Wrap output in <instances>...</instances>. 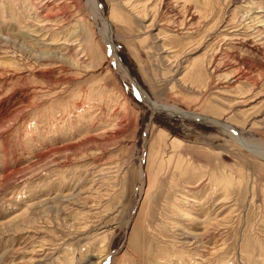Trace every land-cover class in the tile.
I'll return each instance as SVG.
<instances>
[{
    "label": "rangeland",
    "instance_id": "obj_1",
    "mask_svg": "<svg viewBox=\"0 0 264 264\" xmlns=\"http://www.w3.org/2000/svg\"><path fill=\"white\" fill-rule=\"evenodd\" d=\"M60 1L0 0V264H264V159L225 128L264 151V0H166L183 31L149 27L161 0H100L152 100L221 125L152 109L86 0Z\"/></svg>",
    "mask_w": 264,
    "mask_h": 264
},
{
    "label": "bare ground",
    "instance_id": "obj_2",
    "mask_svg": "<svg viewBox=\"0 0 264 264\" xmlns=\"http://www.w3.org/2000/svg\"><path fill=\"white\" fill-rule=\"evenodd\" d=\"M62 1V0H61ZM60 1V2H61ZM135 1H137V0H135ZM169 1H171V0H169ZM245 1V0H244ZM49 2V1H48ZM59 2V3H60ZM63 2V1H62ZM61 2V3H62ZM138 2V1H137ZM152 2H153V0H152ZM64 3V2H63ZM165 3H166V0H161L160 2H159V4H158V14L157 15H155L153 18H151V21H150V24H149V27H154L155 28V26H156V24H160L161 25V27H170V29L171 30H173V31H179V30H181L182 29V31H183V29H191V27H192V24H193V19H194V16H195V13L194 12H192L191 11V9H187L186 8V11H185V14H184V16H182V17H179V16H177L176 14H171V12L168 14L167 13V11L169 10H167V8L165 7ZM196 3L197 4H199V0H196ZM254 3V2H253ZM44 4V3H43ZM79 4V3H78ZM151 4V3H150ZM179 4H181V3H179ZM85 5H86V8H87V11H88V14H89V16L92 18V20H93V23L94 24H96L97 26H98V32H99V34H100V39H99V42H101L103 45H105V47L108 49V53H109V55L111 56V58H112V60H114V62L117 64V66H119V67H121V68H123L124 69V72H125V74L128 76V77H130L131 78V76H130V72L128 71V69H127V67L123 64V62L121 61V59L119 58V56L117 55V53H116V51H115V49H114V47H113V33H114V30H113V27H112V24L110 23V21H109V19H108V17H106V15H105V10H104V8H103V5H102V3L100 2V0H86V2H85ZM130 5H132V11L133 12H136V14L138 15H141L140 13L141 12H143V14H142V18H144V20L143 21H147V20H149V14L147 13L148 12V6H144L142 9H140V7L139 6H137L136 4H135V2L133 3V2H131V4ZM129 5V6H130ZM56 6V5H55ZM80 6V5H79ZM58 7V6H57ZM173 7V6H172ZM195 7L196 8H199V5L197 6V5H195ZM51 8V7H50ZM58 8H60V6L58 7ZM58 8H55V9H58ZM61 9V8H60ZM179 9V8H178ZM264 9V8H263ZM49 10V9H48ZM172 10V9H171ZM170 10V11H171ZM262 10V9H261ZM51 11V10H50ZM65 11V10H64ZM113 11V10H112ZM115 11V10H114ZM175 11V10H174ZM177 11V10H176ZM250 11H251V9H250ZM263 11V10H262ZM181 12V11H180ZM196 12V11H195ZM52 13V12H51ZM114 13V12H113ZM113 13H112V15H110L112 18L113 17H116V14H115V16L113 15ZM247 14L248 13H250V12H246ZM259 13H260V11H259ZM264 13V12H263ZM82 14V13H81ZM88 14L86 15V16H88ZM51 16H54V15H52V14H50ZM85 15V14H84ZM166 15H168V16H166ZM172 15V16H171ZM198 15V14H197ZM196 15V16H197ZM255 15H257V14H255ZM260 15H262V14H260ZM264 15V14H263ZM260 16V17H264V16ZM83 16V15H82ZM253 16V15H252ZM49 17V16H48ZM47 17V18H48ZM68 17V16H67ZM81 17V16H80ZM242 17V16H241ZM260 17H257V16H253V17H250L249 19H251L250 20V22L251 23H253V25L252 26H254L253 28L256 30V28H259L258 26L259 25H257V24H259V23H264V18H262V19H259ZM244 18H246V17H244ZM50 19V18H49ZM54 19V18H53ZM65 19H67V18H65ZM227 19V18H226ZM58 20V19H57ZM84 20V19H83ZM224 20V19H223ZM229 19H227V21H228ZM244 20V19H243ZM46 21V20H45ZM204 21V20H203ZM53 22V21H52ZM76 22H77V20H76ZM242 22V21H241ZM241 22H240V26H241ZM51 23V22H50ZM50 23H48V24H50ZM65 23V22H64ZM82 23H83V21L82 20H78V22H77V24L80 26V27H78L76 24V26H77V28H79V30L84 34V30L82 29ZM148 23V22H147ZM226 23H228V22H226ZM237 23V22H236ZM248 24V23H247ZM51 25V24H50ZM238 25H239V23H238ZM40 26V25H39ZM38 26V27H39ZM53 26V25H52ZM94 26V25H93ZM262 26V25H261ZM44 27H46V26H44ZM202 27H204V26H202ZM221 27V26H220ZM43 27H41V29H42ZM77 28H76V30H77ZM247 28V27H246ZM56 29V28H55ZM74 29V28H73ZM169 29V28H168ZM193 29V28H192ZM217 29V28H216ZM230 29H231V27H230ZM229 28L228 29H225V30H223V31H225V32H227V33H225V34H223L224 36H225V40H228V39H234V38H241V37H239V36H241V35H239V33H237V31L238 32H240L239 30H236V29H233V30H231V31H228V30H230ZM263 29L264 28H259L258 30L260 31V33L259 34H263L264 33V31H263ZM76 30H74V33L73 34H75L74 36H77V37H75V38H77L78 40L80 39L79 38V35H78V33L80 32V31H76ZM215 30V29H214ZM219 30V29H218ZM257 30V31H258ZM153 31V30H152ZM222 31V30H221ZM216 32V31H215ZM236 32V33H235ZM256 32V31H255ZM152 33V32H151ZM242 33V32H241ZM212 35V34H211ZM1 36V35H0ZM263 36V35H262ZM12 37H14V36H12ZM16 37V36H15ZM14 37V38H15ZM242 37H245L244 36V34L242 33ZM11 38V37H10ZM9 37H3L2 38V40L4 39L5 40V42L4 41H0V42H2V43H4L3 45H7V43L9 42V39H10ZM82 38V37H81ZM156 38H157V40H159L160 38L159 37H157L156 36ZM159 38V39H158ZM16 39V38H15ZM14 40V39H13ZM98 40V39H97ZM155 40V39H154ZM242 40V39H241ZM71 41V40H70ZM73 41V40H72ZM80 41H82V39L80 40ZM208 41H209V39H208ZM243 41H244V39H243ZM17 42V41H16ZM83 42V41H82ZM228 42H229V40H228ZM227 42V43H228ZM246 42V41H245ZM244 42V43H245ZM67 43H68V41H67ZM239 43V42H238ZM22 44V43H21ZM60 44V43H59ZM100 44V43H99ZM157 45H158V43H156ZM2 45V44H1ZM53 45V44H52ZM58 45V44H57ZM69 45V44H68ZM87 46H89V44L87 45ZM86 46V47H87ZM101 46V45H100ZM2 47H4V46H2ZM25 49H26V47H25ZM30 50V49H29ZM160 51V50H159ZM165 51V50H164ZM164 51H162V52H164ZM206 52V51H205ZM55 52L54 51H48V52H43V50L41 51V52H39V54H36V56L39 58V59H41V60H46V59H50V57H54V54ZM34 54V55H35ZM57 54V53H56ZM221 54V53H220ZM164 55V54H163ZM58 56H60L59 54H58ZM231 56V55H230ZM60 57H62V56H60ZM217 59H221L220 57H219V53H216V54H214L213 55V57H212V59H211V61H210V64L208 65L209 66V68L210 67H212L211 69H212V72H215L216 70H219L222 66H221V63H215L216 62V60ZM54 60V59H53ZM38 62H39V60H37ZM47 61V60H46ZM226 61V60H225ZM228 61V60H227ZM237 61V60H236ZM63 63V62H62ZM118 67V68H119ZM231 67V66H230ZM227 68V67H226ZM223 69V68H222ZM229 69V68H228ZM207 70H208V68H207ZM221 70V69H220ZM227 70V69H226ZM241 73V72H240ZM239 76V75H238ZM239 78L240 77H236L235 78V82L234 83H237L238 82V80H239ZM131 80H132V82H133V85H134V88L136 89V92H137V94L140 96V98H142L144 101H146L151 107H152V109H154V110H160V111H166V112H168L169 114H173V115H178V116H182V117H184V116H190V117H197L198 118V116L200 117V119H204V120H206V121H208V122H210V123H213V124H220L221 125V123L223 122V121H221L220 119H217V118H215V117H213V116H208V115H204V114H200V113H197V112H194V111H189V110H184V109H181V108H179V107H177V106H174V105H168V104H161V103H159V102H156V101H154V100H152V98L150 97V95L142 88V87H140L139 86V88H137V85H139V83H138V81L136 80V82H134V80H133V78H131ZM240 81V80H239ZM232 84V83H231ZM226 129H228V130H232L231 132H232V134H233V136L236 138V139H239L240 138V143H241V145L245 148V149H247L249 152H251L252 154H255V156H258V157H260V158H262V159H264V151H258V150H256V148H254L253 147V145H261L260 144V142L259 141H257V140H251V139H248V138H243L244 137V135L246 134V133H248L249 132V129H247L246 127H236L235 125H233V127H231V126H227V127H225ZM233 131H235L236 133H233ZM250 133V132H249ZM234 138V139H235ZM239 141V140H238ZM93 264V263H92ZM95 264V263H94Z\"/></svg>",
    "mask_w": 264,
    "mask_h": 264
},
{
    "label": "water",
    "instance_id": "obj_3",
    "mask_svg": "<svg viewBox=\"0 0 264 264\" xmlns=\"http://www.w3.org/2000/svg\"><path fill=\"white\" fill-rule=\"evenodd\" d=\"M134 82H136V80L133 78ZM137 88H139V85H137Z\"/></svg>",
    "mask_w": 264,
    "mask_h": 264
}]
</instances>
